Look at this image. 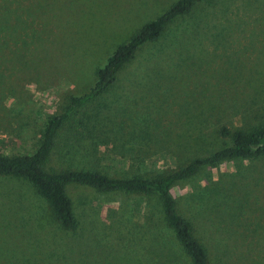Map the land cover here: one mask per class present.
I'll return each instance as SVG.
<instances>
[{"label":"rangeland","instance_id":"374dc122","mask_svg":"<svg viewBox=\"0 0 264 264\" xmlns=\"http://www.w3.org/2000/svg\"><path fill=\"white\" fill-rule=\"evenodd\" d=\"M176 0H0V154H29L113 50ZM264 122V0H206L141 45L56 132L46 171L152 178ZM64 230L23 179L0 176V264H189L156 196L68 186ZM207 264H264V155L170 188Z\"/></svg>","mask_w":264,"mask_h":264},{"label":"trees","instance_id":"16d2710c","mask_svg":"<svg viewBox=\"0 0 264 264\" xmlns=\"http://www.w3.org/2000/svg\"><path fill=\"white\" fill-rule=\"evenodd\" d=\"M203 1L206 0H176L155 19L143 24L126 42L118 45L104 65L94 72L93 85L86 92L69 97L60 113L47 118L34 151L15 156L0 154V176L25 180L34 193L45 201L51 216L62 229L70 231L76 227L71 201L66 192L68 186H85L97 192H119L140 197L152 195L157 197L162 220L188 257L189 264H207L206 250L194 238L190 223L177 212L170 188L177 182L191 178L201 169L215 167L224 161L264 155V122L249 131H230L221 127L218 134L230 140L228 146L207 156L194 158L162 176L110 178L92 170L46 171L42 167L57 130L80 108L92 103L109 89L116 73L133 58L141 45L158 39L167 24L178 16L188 14L196 3Z\"/></svg>","mask_w":264,"mask_h":264}]
</instances>
